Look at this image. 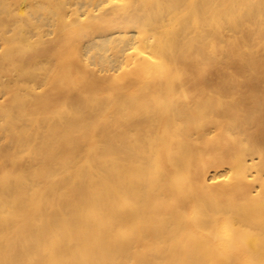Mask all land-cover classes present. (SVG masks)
Segmentation results:
<instances>
[{
  "label": "bare ground",
  "instance_id": "6f19581e",
  "mask_svg": "<svg viewBox=\"0 0 264 264\" xmlns=\"http://www.w3.org/2000/svg\"><path fill=\"white\" fill-rule=\"evenodd\" d=\"M0 264H264V0H0Z\"/></svg>",
  "mask_w": 264,
  "mask_h": 264
}]
</instances>
